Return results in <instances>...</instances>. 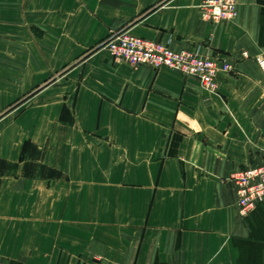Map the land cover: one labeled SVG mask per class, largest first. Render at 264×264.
Returning a JSON list of instances; mask_svg holds the SVG:
<instances>
[{
  "label": "crops",
  "instance_id": "crops-1",
  "mask_svg": "<svg viewBox=\"0 0 264 264\" xmlns=\"http://www.w3.org/2000/svg\"><path fill=\"white\" fill-rule=\"evenodd\" d=\"M201 0H0V262L264 264V0L211 25ZM126 32L231 66L210 91L116 63Z\"/></svg>",
  "mask_w": 264,
  "mask_h": 264
},
{
  "label": "built area",
  "instance_id": "built-area-1",
  "mask_svg": "<svg viewBox=\"0 0 264 264\" xmlns=\"http://www.w3.org/2000/svg\"><path fill=\"white\" fill-rule=\"evenodd\" d=\"M239 0H201L198 11L202 20L211 25L232 21L236 16ZM112 60L127 63L133 67H150L154 71L170 69L184 77L198 80L204 88L214 91L216 75L229 72L231 66L217 59L202 58L193 51H174L167 45L145 38L135 37L126 32L109 36L103 43ZM240 58H253L264 76V57H251L242 52ZM229 179L236 188V211L244 219L264 202V161L233 172ZM0 264H8L0 262Z\"/></svg>",
  "mask_w": 264,
  "mask_h": 264
}]
</instances>
